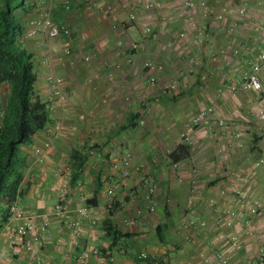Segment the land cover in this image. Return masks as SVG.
<instances>
[{
	"label": "crops",
	"instance_id": "0c3cea01",
	"mask_svg": "<svg viewBox=\"0 0 264 264\" xmlns=\"http://www.w3.org/2000/svg\"><path fill=\"white\" fill-rule=\"evenodd\" d=\"M183 1L70 0L64 10L57 0H26V9L16 10L24 30L38 5L50 8L66 20L72 41L65 55L61 38L17 37L32 54L41 100L49 96L48 75L62 78L67 99L49 104L48 124L20 146L26 192L16 204L26 217L3 220L0 205V264H141V252L156 264H255L264 242V165L254 164L264 151V120L256 115L264 67L261 91L242 81L264 53V0H207L205 8ZM82 46L89 62L78 52ZM171 81L174 95L165 97ZM184 135L187 151L171 161ZM124 155L129 178L111 166ZM147 184L155 187V209L128 225L147 202ZM236 189L261 207L250 212ZM194 218L205 225L190 228ZM106 219L125 235L114 244L102 228ZM28 220L33 226L18 235Z\"/></svg>",
	"mask_w": 264,
	"mask_h": 264
},
{
	"label": "trees",
	"instance_id": "16d2710c",
	"mask_svg": "<svg viewBox=\"0 0 264 264\" xmlns=\"http://www.w3.org/2000/svg\"><path fill=\"white\" fill-rule=\"evenodd\" d=\"M25 3L26 0H0V205L4 204L6 211L26 192L22 186L25 160L20 146L31 142L50 121L48 105L34 87L32 54L17 39L23 30L16 10H25ZM3 86L6 91L1 95ZM186 151L187 146L180 144L171 153V161H177ZM83 162L84 157L75 169ZM6 211L3 220L8 217ZM102 228L111 244L125 236L110 225L109 219L104 220Z\"/></svg>",
	"mask_w": 264,
	"mask_h": 264
},
{
	"label": "built area",
	"instance_id": "2783aa9c",
	"mask_svg": "<svg viewBox=\"0 0 264 264\" xmlns=\"http://www.w3.org/2000/svg\"><path fill=\"white\" fill-rule=\"evenodd\" d=\"M61 3V6L64 10L70 9V0H57ZM207 0H199V4L201 7L206 6ZM183 4L185 7L190 8L194 5L193 1L191 0H184ZM153 3H149L147 6L151 7ZM246 2H243L239 8L237 9L236 14L238 16H242L245 14L246 11ZM217 18H222V14L218 13L216 14ZM255 28H258L259 26L257 24H254ZM149 30V29H147ZM44 33L47 35V37L50 38H61L63 40V53L65 55L69 54L71 52V36H70V30L68 28L67 22L63 17H60L58 15L54 16L52 15L51 9L45 7L44 5H38V8L36 9V12L34 15H32L28 21H27V27L22 31L20 36L22 38H31L34 37L37 34ZM201 36V31L199 30L195 37L194 41H197L198 38ZM78 52L81 53V56L85 62H89L91 55L88 53L86 47L82 46L78 48ZM213 57V56H211ZM260 62L254 63L249 70H247L244 73L242 85L245 89H250L253 91H261L262 90V83L260 81L259 77V71L262 67H264V53L260 56ZM128 60H131L130 58ZM149 67H157L160 68L159 65H152V63L147 62L145 64ZM48 91L49 96L47 99V105L52 104L53 102H64L67 99V96L62 90L60 89V85L62 83V78L57 76L48 75ZM154 79L151 78L150 81L152 82ZM176 88L175 81H171L165 88L162 89V94L165 97H172L174 95ZM264 97V96H263ZM204 112L200 113V115H197L194 118V124H197L200 122V116H204ZM256 115L260 120H264V102L263 104L259 105L256 111ZM218 124L223 125L224 121L222 119H218ZM235 137L239 138L240 134L235 133ZM189 137L184 135L181 137L180 141L181 144L185 143V141H188ZM49 147V143L45 144ZM34 152L36 154L40 153L39 148H35ZM90 152H95V148H90ZM255 165H264V151L261 157L257 158L254 162ZM112 168L115 169L119 175L123 178H129L133 172L131 169V161L129 155H124L122 159L119 162H113L111 164ZM141 170L140 165H136L134 168V171L138 172ZM193 171H196V169H193ZM108 194L114 196V189L109 188ZM154 194H155V187L152 184H147L145 187V193L144 198L147 200L145 205L143 207H136L134 212L129 216V218L126 220V223L128 225H133L137 222V220L140 218L142 213L145 212H152L155 209V201H154ZM234 194L238 197V201L244 205H249L248 209L250 212L255 213L257 209H259L262 205L261 201L259 199H253L248 200L245 193L240 190L236 189L234 191ZM192 201V198L189 199V203ZM211 205V202L209 203ZM113 204H109V208H112ZM8 217H14V218H23L26 217L24 214V211L22 208H20L17 204H11L8 207L7 210ZM228 213L231 217L236 218L237 212L234 210H228ZM216 223L221 224L222 222L220 219H217ZM226 225L231 226V221H224ZM186 224L193 229H201L205 225V221L201 218H194L191 220H188ZM33 225L30 223V221H26L22 226L18 227V235L22 234L24 230L27 228H31ZM231 245L236 247L238 246V236L237 234H232L230 237ZM39 242V241H37ZM139 259L141 260V264H156L154 261H152L148 254L146 252H141L138 255ZM219 261L222 263H226V258L222 255H219ZM255 264H264V242L260 243L259 249L255 258Z\"/></svg>",
	"mask_w": 264,
	"mask_h": 264
}]
</instances>
